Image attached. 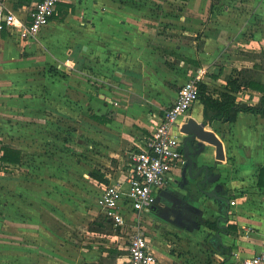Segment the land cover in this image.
Returning a JSON list of instances; mask_svg holds the SVG:
<instances>
[{
  "label": "crops",
  "instance_id": "0c3cea01",
  "mask_svg": "<svg viewBox=\"0 0 264 264\" xmlns=\"http://www.w3.org/2000/svg\"><path fill=\"white\" fill-rule=\"evenodd\" d=\"M175 1L182 6H173ZM204 1L67 0L33 38L24 39L10 28L0 32V139L26 157L29 146L21 141L48 135L61 141L65 134L63 141L75 151L84 126L90 145L100 142L104 158L117 162L106 165L112 171L102 168L107 183L125 179L128 153L144 147L158 115L174 102L185 81L201 75L209 84L204 79L207 65L217 57L220 84L242 67L255 65L264 83V0H218V16L210 22ZM35 2L0 0L20 18ZM206 26L215 30L208 32ZM64 42L71 48L62 49ZM238 97L258 103L261 92L244 88ZM196 104L199 116L192 113ZM203 108L197 101L190 117L203 121ZM212 125L221 135L225 159L217 157L215 145H207L192 172L208 166L209 174H220L219 179L199 185L205 171L194 179L186 162L174 169L144 216V223L158 230L153 235L146 226L160 264H242L264 248V184L259 183L264 116L240 112L233 122ZM50 126L66 131L60 128L58 136L52 135ZM19 165L7 164L0 171ZM37 185L42 190L45 183ZM38 200L8 204L13 221L7 231L0 223V261L2 239L8 236L9 264H63L68 255L70 264H119L126 241L117 239L124 236L95 209L87 223L80 221L77 231L69 232L70 243L60 231L53 233L56 245L47 246L41 223L44 198ZM101 218L114 234L89 228ZM201 218L203 224L194 227ZM210 222L217 227L211 228ZM164 228L173 230L171 239L164 236ZM46 249L53 254L50 259L43 255Z\"/></svg>",
  "mask_w": 264,
  "mask_h": 264
},
{
  "label": "rangeland",
  "instance_id": "374dc122",
  "mask_svg": "<svg viewBox=\"0 0 264 264\" xmlns=\"http://www.w3.org/2000/svg\"><path fill=\"white\" fill-rule=\"evenodd\" d=\"M171 4L176 7L182 6L181 3L176 1L171 2ZM201 4L207 9V21L218 16V0H205ZM160 5L163 4L160 3ZM205 30L212 32L215 29L206 26ZM201 34L202 36L204 35L203 32ZM206 37H208V35H206ZM67 45L64 42L62 46H60L64 50L71 48L70 44L67 43ZM211 61L212 60H210V63L214 62L211 65L208 64L209 66L207 65L206 78L204 79L209 82L208 85L211 91H217L222 86L216 77L218 76V67L221 64L218 62V57L212 62ZM55 69V66L50 68L52 71ZM199 106V104H196L192 111L196 116H199ZM80 119L83 120V117ZM81 127L82 131L80 129L79 141L76 143L78 147L75 151L69 147L68 141L67 143L63 141L65 138L67 139L65 134L62 135L61 141H59V138L58 141H56L50 138L51 135H48L46 136L47 138L44 139L33 138L31 139L32 141L29 142H20V144H27V146H29L26 157H23V163L16 169L4 168L6 174L0 178V223H4L5 231H7L8 226L11 225L13 221L11 212L7 210L8 207L11 208V205L8 204H13L14 201H16V203H22L23 201L27 203L29 200H38V198H44L41 223L46 229L47 246L56 245L53 242V233L60 231L61 233H65L63 234V239L70 243L71 234H69V232L74 230L77 231L80 221L85 223L89 221L95 209L93 203L97 196V186L99 183L97 179L91 176V173L93 171L101 172L104 167L112 171V169L107 168L106 165L110 164L116 166L117 162L110 157L104 158L100 142L95 141V145L91 146V142L87 141L86 128L84 126ZM206 127L210 130L218 129L215 125H206ZM60 128L66 131V128L63 127L55 128L50 126L48 129L52 135L57 134L56 136H58V130ZM6 143L7 140L5 138L4 140L3 138L0 139V149H3V144ZM207 145L210 144L205 142L206 149ZM70 156L72 159H70ZM128 160L129 158L127 156V164ZM38 182L45 183L42 190L36 188L38 187ZM38 192H40L41 195ZM7 216H9V218ZM15 219L19 221L20 218L15 216ZM76 219H78L79 222H77ZM169 220H171L173 225L176 224L172 218L169 217ZM203 220L204 218L199 219L197 224H194V227L198 228V225L201 226ZM145 223L147 227L149 226L148 229L151 234L155 235V233H158L154 224L152 225L148 221H145ZM89 228L91 230H102L110 234H114L115 231L111 224L102 218L98 221L91 222ZM162 231L165 237L171 239L169 236L172 235L173 230L164 228ZM116 232L124 236H120V238L117 239L120 243L124 244L128 236L121 233L119 229H117ZM83 240V238L80 239V241ZM7 242L12 243V238L6 236L2 239V243L5 247L2 248L4 251L1 257H3L4 260H1L0 264H9L6 260V252L10 250L7 248ZM43 255L46 259H50V257L53 256L49 249H46ZM69 256L70 255L62 259L63 264H70Z\"/></svg>",
  "mask_w": 264,
  "mask_h": 264
},
{
  "label": "built area",
  "instance_id": "2783aa9c",
  "mask_svg": "<svg viewBox=\"0 0 264 264\" xmlns=\"http://www.w3.org/2000/svg\"><path fill=\"white\" fill-rule=\"evenodd\" d=\"M67 0H36L25 18L18 17L4 3H0V32L14 29L24 39L35 37ZM201 75L185 81L174 102L158 115L155 127L146 136L144 147L131 150L125 179L117 183L99 182L94 201L97 215L105 216L115 229L127 235L124 253L119 264H160L155 253L144 216L150 213L157 193L172 180L175 168L186 163L182 126L199 101ZM0 171V175H5ZM236 201L233 200L232 204ZM242 264H264V248L245 257Z\"/></svg>",
  "mask_w": 264,
  "mask_h": 264
},
{
  "label": "trees",
  "instance_id": "16d2710c",
  "mask_svg": "<svg viewBox=\"0 0 264 264\" xmlns=\"http://www.w3.org/2000/svg\"><path fill=\"white\" fill-rule=\"evenodd\" d=\"M263 54V52H262ZM254 67H242L235 74L227 77L226 83L217 91H211L208 83L201 81L199 83V100L202 102L203 122L212 125L215 121L233 122L238 118L240 112H252L264 116V83L257 78ZM244 88H251L261 92V98L258 103H250L239 99L238 93ZM23 161L20 149L3 144L2 154L0 156V169L7 164H21ZM3 164V165H2ZM91 176L99 182L107 183L108 179L100 171H93ZM259 183L264 184V168L261 170ZM211 228H216V222L209 223Z\"/></svg>",
  "mask_w": 264,
  "mask_h": 264
},
{
  "label": "water",
  "instance_id": "95a60500",
  "mask_svg": "<svg viewBox=\"0 0 264 264\" xmlns=\"http://www.w3.org/2000/svg\"><path fill=\"white\" fill-rule=\"evenodd\" d=\"M182 131L187 135V138L191 140H200L197 141V144L200 146V152H204L205 149V142L210 143L216 146V155L219 159H225V151H224V143L221 137L214 131L206 128V124L202 121H197L194 117H190L186 123L182 126ZM187 143V142H185ZM185 156L188 158V161L191 164V177L197 178L204 172L203 180L199 181V185H202L205 181H215L219 179L220 174H216V176H208L210 169L208 166H201L199 167L198 171L195 174H192V166L197 165L198 161L197 158L193 159V156L190 153V149L188 145L185 146Z\"/></svg>",
  "mask_w": 264,
  "mask_h": 264
},
{
  "label": "flooded vegetation",
  "instance_id": "af4514ba",
  "mask_svg": "<svg viewBox=\"0 0 264 264\" xmlns=\"http://www.w3.org/2000/svg\"><path fill=\"white\" fill-rule=\"evenodd\" d=\"M186 138H184V145L186 146V144L188 145L189 149H190V153L193 156V159H196L197 156L202 153L200 152V144H197L198 140H191L190 138H187V135H185ZM187 142V143H185ZM184 152H185V148H184ZM186 162L189 164V166L191 165L190 162L188 161V158L186 157ZM210 173V172H209ZM192 174H195L192 172ZM209 177L211 176L210 174L208 175Z\"/></svg>",
  "mask_w": 264,
  "mask_h": 264
},
{
  "label": "bare ground",
  "instance_id": "6f19581e",
  "mask_svg": "<svg viewBox=\"0 0 264 264\" xmlns=\"http://www.w3.org/2000/svg\"><path fill=\"white\" fill-rule=\"evenodd\" d=\"M210 144V143H209ZM211 145H213V144H211Z\"/></svg>",
  "mask_w": 264,
  "mask_h": 264
}]
</instances>
